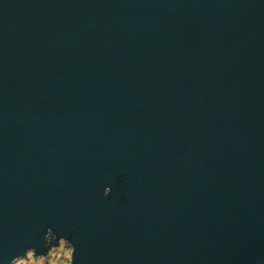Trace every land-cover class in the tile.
<instances>
[{
	"label": "water",
	"instance_id": "1",
	"mask_svg": "<svg viewBox=\"0 0 264 264\" xmlns=\"http://www.w3.org/2000/svg\"><path fill=\"white\" fill-rule=\"evenodd\" d=\"M48 228L74 264H264V0H0V264Z\"/></svg>",
	"mask_w": 264,
	"mask_h": 264
},
{
	"label": "clouds",
	"instance_id": "2",
	"mask_svg": "<svg viewBox=\"0 0 264 264\" xmlns=\"http://www.w3.org/2000/svg\"><path fill=\"white\" fill-rule=\"evenodd\" d=\"M110 194V188L105 187L102 195L107 197ZM56 243L53 244L52 241ZM43 241L48 245V250L45 254L37 255L35 249L27 248L22 256L14 257L9 261V264H57L58 261L61 264H65L69 259L71 264H74V245L67 240L64 236H57L53 233L51 228L45 230L43 235Z\"/></svg>",
	"mask_w": 264,
	"mask_h": 264
},
{
	"label": "rangeland",
	"instance_id": "3",
	"mask_svg": "<svg viewBox=\"0 0 264 264\" xmlns=\"http://www.w3.org/2000/svg\"><path fill=\"white\" fill-rule=\"evenodd\" d=\"M69 263H70V259L67 262H65V264H69ZM45 264H47V261H45ZM57 264H61V262L58 261Z\"/></svg>",
	"mask_w": 264,
	"mask_h": 264
}]
</instances>
